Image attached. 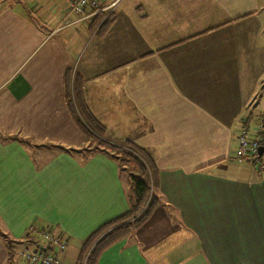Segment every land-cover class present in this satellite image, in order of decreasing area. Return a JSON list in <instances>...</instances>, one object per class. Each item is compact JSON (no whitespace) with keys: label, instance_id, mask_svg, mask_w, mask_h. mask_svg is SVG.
Here are the masks:
<instances>
[{"label":"crops","instance_id":"obj_1","mask_svg":"<svg viewBox=\"0 0 264 264\" xmlns=\"http://www.w3.org/2000/svg\"><path fill=\"white\" fill-rule=\"evenodd\" d=\"M115 1L74 21L68 0H0V264H29L32 225L77 264L130 207L129 174L70 111L77 85L103 137L158 170L153 213L96 264H264V170L235 158L264 115V0Z\"/></svg>","mask_w":264,"mask_h":264},{"label":"trees","instance_id":"obj_2","mask_svg":"<svg viewBox=\"0 0 264 264\" xmlns=\"http://www.w3.org/2000/svg\"><path fill=\"white\" fill-rule=\"evenodd\" d=\"M102 18V14L99 15ZM75 91V90H74ZM75 103L68 99L70 111L82 132L90 140L93 149L102 150L112 155L121 165V169L129 174L131 188L128 192L129 209L123 214L106 222L94 232H92L84 241L82 253L77 264H96L100 253L114 242L125 237L126 235L139 229L151 216L154 207L157 204L155 189L158 183V170L154 164L151 155L142 147L131 142L113 143L106 140L104 135V126L90 112L83 99L81 86H76ZM36 228L50 229L52 232L61 234L68 245V238L54 230L53 226L41 225ZM29 227L24 240V246L34 247L36 240L41 249L59 257L63 251H57L53 247L43 245V241L38 233ZM4 239L10 249L13 248L15 240L4 235ZM22 258V257H21ZM24 259V258H23ZM29 263V262H28ZM30 264V263H29ZM59 264H61V259Z\"/></svg>","mask_w":264,"mask_h":264},{"label":"built area","instance_id":"obj_3","mask_svg":"<svg viewBox=\"0 0 264 264\" xmlns=\"http://www.w3.org/2000/svg\"><path fill=\"white\" fill-rule=\"evenodd\" d=\"M116 2L117 0L111 3L108 8ZM99 9H102L101 0H68V11L77 18L74 21L85 19L87 17L86 11L94 12ZM66 24H70L68 19H66ZM260 147H262L261 153ZM235 158L238 162L251 164L257 171L264 170V115L258 118L254 129L244 127L240 130ZM32 229L37 233L39 231L43 245L53 247L59 252L66 248L65 239L61 234L52 232L50 229H38L36 227ZM20 255L30 264H59L60 262L59 257L41 249L38 240H36L34 247L26 246Z\"/></svg>","mask_w":264,"mask_h":264},{"label":"water","instance_id":"obj_4","mask_svg":"<svg viewBox=\"0 0 264 264\" xmlns=\"http://www.w3.org/2000/svg\"><path fill=\"white\" fill-rule=\"evenodd\" d=\"M262 152V147H260V153ZM43 249H45L43 246H42Z\"/></svg>","mask_w":264,"mask_h":264},{"label":"bare ground","instance_id":"obj_5","mask_svg":"<svg viewBox=\"0 0 264 264\" xmlns=\"http://www.w3.org/2000/svg\"><path fill=\"white\" fill-rule=\"evenodd\" d=\"M61 259V258H60Z\"/></svg>","mask_w":264,"mask_h":264}]
</instances>
